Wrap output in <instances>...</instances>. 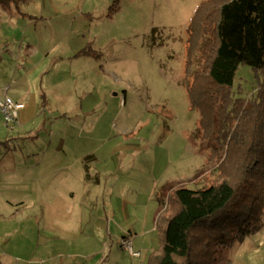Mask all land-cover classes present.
I'll use <instances>...</instances> for the list:
<instances>
[{"label": "rangeland", "instance_id": "rangeland-1", "mask_svg": "<svg viewBox=\"0 0 264 264\" xmlns=\"http://www.w3.org/2000/svg\"><path fill=\"white\" fill-rule=\"evenodd\" d=\"M206 1L0 6V90L25 107L13 125L0 120V264H146L171 190L215 181L182 83L188 25ZM255 85L240 64L233 95ZM89 154L96 177L84 186ZM129 232L139 258L121 248ZM218 264H264V211Z\"/></svg>", "mask_w": 264, "mask_h": 264}, {"label": "trees", "instance_id": "trees-1", "mask_svg": "<svg viewBox=\"0 0 264 264\" xmlns=\"http://www.w3.org/2000/svg\"><path fill=\"white\" fill-rule=\"evenodd\" d=\"M187 31L182 83L191 110L199 111L205 160L216 179L171 190L155 218L160 245L146 264H218L223 248L260 228L264 211V0H207ZM240 64L256 75L246 97L232 92ZM92 160L93 154L83 158L85 179Z\"/></svg>", "mask_w": 264, "mask_h": 264}, {"label": "built area", "instance_id": "built-area-1", "mask_svg": "<svg viewBox=\"0 0 264 264\" xmlns=\"http://www.w3.org/2000/svg\"><path fill=\"white\" fill-rule=\"evenodd\" d=\"M24 107V104L20 101H15L9 95L6 90H0V120L7 127L16 123L19 111ZM121 247L127 250L129 255L134 258H139L141 252L133 248L132 239L129 236H125L120 239Z\"/></svg>", "mask_w": 264, "mask_h": 264}, {"label": "crops", "instance_id": "crops-1", "mask_svg": "<svg viewBox=\"0 0 264 264\" xmlns=\"http://www.w3.org/2000/svg\"><path fill=\"white\" fill-rule=\"evenodd\" d=\"M9 89V87H7V88H5V90H6V93H7V90ZM7 95H8V93H7ZM19 94H13V96H18ZM11 98H13V97H11ZM15 101H21V100H17V99H15V98H13ZM22 102V101H21ZM44 104V101H42V105ZM25 107H23L20 111H22L23 109H24ZM19 111V112H20ZM19 114V113H18ZM37 162H39V161H37ZM80 164H81V167H82V173H83V175H82V179H83V182L85 183L84 184V186H87V185H89V182H90V179L92 180L94 177H96V175H94L92 172H91V164H89V166H88V173H89V178L88 179H85V167H84V163H83V159H81L80 160ZM28 167L26 168V169H30L31 167H33V165H27ZM26 169H24V171L25 172H27V170ZM40 177H33V180H36V179H39ZM95 182H96V180H95ZM97 182H99V179H97ZM28 190H24V193L25 192H27ZM30 192L31 193H37V194H39L40 193V188H37V187H33V188H31L30 189ZM135 234V233H134ZM124 235H122V237H123ZM126 236H129L132 240L135 238V236H136V234L134 235V236H132V234H131V232H129ZM122 248V247H121ZM138 250V249H137ZM6 252L4 251L3 252V254H5ZM129 254V253H128ZM130 256V255H129ZM131 257V256H130ZM132 258H134V257H132Z\"/></svg>", "mask_w": 264, "mask_h": 264}]
</instances>
